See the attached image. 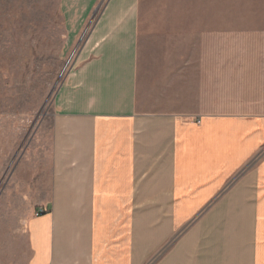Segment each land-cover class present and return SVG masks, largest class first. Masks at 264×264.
I'll use <instances>...</instances> for the list:
<instances>
[{"label": "crops", "instance_id": "1", "mask_svg": "<svg viewBox=\"0 0 264 264\" xmlns=\"http://www.w3.org/2000/svg\"><path fill=\"white\" fill-rule=\"evenodd\" d=\"M60 12L71 66L14 172L23 264H264V116L143 105L140 0Z\"/></svg>", "mask_w": 264, "mask_h": 264}, {"label": "rangeland", "instance_id": "2", "mask_svg": "<svg viewBox=\"0 0 264 264\" xmlns=\"http://www.w3.org/2000/svg\"><path fill=\"white\" fill-rule=\"evenodd\" d=\"M60 1L0 0V264L25 259L14 172L72 62ZM138 92L150 109L264 116V0H140Z\"/></svg>", "mask_w": 264, "mask_h": 264}, {"label": "built area", "instance_id": "3", "mask_svg": "<svg viewBox=\"0 0 264 264\" xmlns=\"http://www.w3.org/2000/svg\"><path fill=\"white\" fill-rule=\"evenodd\" d=\"M45 212H46V209H44V208H40V209H38V210L36 211L35 215H36V216H38V215H42V214L45 213Z\"/></svg>", "mask_w": 264, "mask_h": 264}]
</instances>
